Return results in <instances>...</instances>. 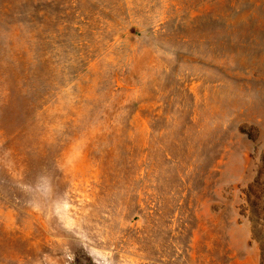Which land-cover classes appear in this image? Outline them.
<instances>
[{"label": "rangeland", "instance_id": "obj_1", "mask_svg": "<svg viewBox=\"0 0 264 264\" xmlns=\"http://www.w3.org/2000/svg\"><path fill=\"white\" fill-rule=\"evenodd\" d=\"M0 264H264V0H0Z\"/></svg>", "mask_w": 264, "mask_h": 264}]
</instances>
